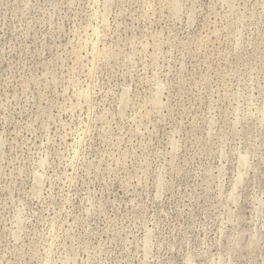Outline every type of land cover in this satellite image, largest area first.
<instances>
[{
	"label": "rangeland",
	"instance_id": "374dc122",
	"mask_svg": "<svg viewBox=\"0 0 264 264\" xmlns=\"http://www.w3.org/2000/svg\"><path fill=\"white\" fill-rule=\"evenodd\" d=\"M0 264H264V0H0Z\"/></svg>",
	"mask_w": 264,
	"mask_h": 264
},
{
	"label": "bare ground",
	"instance_id": "6f19581e",
	"mask_svg": "<svg viewBox=\"0 0 264 264\" xmlns=\"http://www.w3.org/2000/svg\"><path fill=\"white\" fill-rule=\"evenodd\" d=\"M75 159V158H74Z\"/></svg>",
	"mask_w": 264,
	"mask_h": 264
}]
</instances>
